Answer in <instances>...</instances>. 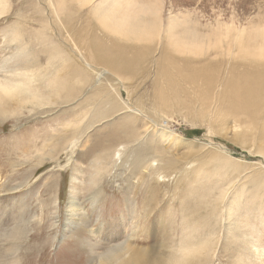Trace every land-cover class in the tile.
I'll return each instance as SVG.
<instances>
[{"label": "rangeland", "instance_id": "obj_1", "mask_svg": "<svg viewBox=\"0 0 264 264\" xmlns=\"http://www.w3.org/2000/svg\"><path fill=\"white\" fill-rule=\"evenodd\" d=\"M104 1L0 0V75L29 93L0 106V264H99L93 244L124 241L264 264V0ZM184 28L206 44L180 54Z\"/></svg>", "mask_w": 264, "mask_h": 264}, {"label": "bare ground", "instance_id": "obj_2", "mask_svg": "<svg viewBox=\"0 0 264 264\" xmlns=\"http://www.w3.org/2000/svg\"><path fill=\"white\" fill-rule=\"evenodd\" d=\"M107 1L108 0H105L104 2H107ZM104 2H102V4L100 3L99 5H96V7H94V9H103ZM142 5H145V4H142ZM131 10L132 11H129L128 13L143 10V7L136 4V5L131 6ZM135 10H137V11H135ZM105 11L114 12L113 2L108 3V5L105 8ZM148 11L153 13L154 12L153 6H149ZM157 17H159V20H160V23L162 26V8H160V11H159V14H157ZM175 20L176 19L170 20V18H168V24L174 23ZM179 25L185 26L184 23H179ZM175 27L177 29H179V27H177V26H175ZM215 30H217L219 32H223V31L227 32L228 30H230V27H228L224 24H218V26L215 28ZM236 30L238 32H240L239 28H236ZM244 31L245 30H243V32ZM260 31H261L260 28H255V29H253L252 32L255 34H258ZM164 33L165 34L169 33V34H171V36H173V31L171 29H169L166 25L164 27ZM178 35H180V38L177 39L173 45L175 46V48H177L179 50L180 54L185 53L186 52L185 49L194 45V43L192 41L198 42L196 44L198 47H200L203 44H206L205 36H203V37L198 36V34L194 30L187 31L186 28H184L180 32L178 31ZM261 52H263V51H259L258 53L260 54ZM257 69H258V71H260L259 73H264V70H262L263 68L261 66L258 65ZM8 72L11 74V72H13V70L8 71ZM9 73L4 74L3 76L0 75V106H4L5 104H7V102L11 98H17V99L21 100L22 97H28V99H29V93L22 90V87H27L26 83L23 82L22 79L18 83H16L14 81V79L10 78ZM19 73H20V69L15 70V75L19 74ZM238 87L241 88V91H240L241 98L250 99L251 93L253 92L252 90L256 86H255V84H253L251 82L244 81V84L241 86L238 85ZM30 99H35V98L33 96H30ZM25 102L26 101H23V103H25ZM159 131L162 134L168 133V137L171 139L172 138L174 139V134L167 132L166 128H164L163 126H161L159 128ZM233 132L236 133L239 131H238V129L235 128V129H233ZM175 144H177L180 147L186 146V143L182 138H175ZM256 191L259 192V188H257ZM260 191H261V189H260ZM252 196L256 197V198H254V200L262 198V196H261V198H259V196H256V195H252ZM249 198H250V196H249ZM251 199H248V201ZM246 200H247V198H246ZM251 202H252V200H251ZM249 203H250V201H249ZM77 213H79V207L75 206V207L71 208V210L67 211V218H68V221H71V222H74L77 224L79 223V225H80L83 220L85 221V218L82 217L83 215L81 216L83 219L80 217L77 218ZM7 229H8V227H7ZM92 240H94V239H92ZM94 241H93V243H94ZM118 241H119V239H118ZM95 244H93L91 247V254L93 256H95V257L97 256V258H99V264H173L172 259L175 258V256H176V255H174L173 251H169V253H168V252H166L167 249H165L166 250L165 251L164 248L161 250L159 255L148 256L146 251H136L135 249L131 248L128 245V243H126L125 241L124 242H118L117 244L113 245L110 248H106V246L102 247V246L95 245ZM254 249L256 250L257 254L261 250L260 249L258 251V248H254ZM252 252H253V250H252ZM262 257L263 256H261V258Z\"/></svg>", "mask_w": 264, "mask_h": 264}]
</instances>
